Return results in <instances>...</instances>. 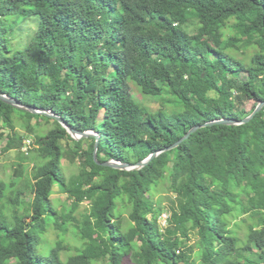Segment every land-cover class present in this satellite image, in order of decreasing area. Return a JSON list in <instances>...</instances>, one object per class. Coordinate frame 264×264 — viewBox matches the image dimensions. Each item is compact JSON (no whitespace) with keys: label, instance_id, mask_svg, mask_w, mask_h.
Listing matches in <instances>:
<instances>
[{"label":"trees","instance_id":"1","mask_svg":"<svg viewBox=\"0 0 264 264\" xmlns=\"http://www.w3.org/2000/svg\"><path fill=\"white\" fill-rule=\"evenodd\" d=\"M247 37L249 61L237 57ZM0 93L99 133L100 162L136 164L264 101V0H0ZM19 126L34 135L39 162L31 181L23 163L0 181V264H264V108L247 124L203 127L133 171L99 165L96 137L75 140L54 118L0 100L4 152L23 148ZM65 140L79 163L70 178ZM56 186L71 202L60 214ZM161 188L171 194L166 228ZM49 218L81 241L75 253L63 258L57 242L37 254Z\"/></svg>","mask_w":264,"mask_h":264},{"label":"rangeland","instance_id":"2","mask_svg":"<svg viewBox=\"0 0 264 264\" xmlns=\"http://www.w3.org/2000/svg\"><path fill=\"white\" fill-rule=\"evenodd\" d=\"M200 23L198 19H192L189 24L186 26L187 31L190 34L197 33L199 29ZM14 38V37H13ZM17 41L19 38H16ZM14 40V43L16 41ZM252 42L251 37H247L243 39L238 46H240L241 51L244 50L245 54L242 52H239L237 55L238 58H246L249 61V58L254 54V51L256 49L250 48V44ZM226 72L224 73L225 77H231L232 76V65L230 63H226ZM243 79L246 78V75L244 74ZM138 99H142L141 94H137L136 96ZM144 103L151 109V110H158L162 108V100H155V99H145ZM240 107H244L246 110H250L253 107V101H247L241 104ZM37 120H33L32 124H36ZM18 130L21 134L25 135L26 140L31 139L33 142L35 141V137L33 134H27L26 130H24L21 126L18 127ZM4 134H8L9 130L4 128L2 130ZM62 147L64 149V152L66 153L65 159L63 160V169L65 172V175L67 178H70L72 175H75L79 172V163L78 162H72L70 160V156L68 153V149H72L74 147V143L69 140L62 141ZM7 144V138H5L0 142V181L9 182L10 180H14L16 178L15 171L17 168H19L20 164L27 165L26 170V177H28L30 180L34 173V168L36 169L37 163L39 162V159L35 156L34 152V145L31 149H29L27 152H25L22 149L20 150H13L10 152H4V148ZM26 157V158H25ZM36 157L38 160H31L28 161V158ZM31 181V180H30ZM33 196L30 193H26L23 197L25 202H29L30 199ZM171 194L168 193V191L165 188H161L158 193L155 195V200L162 202V207L164 208L163 214L159 218V224L163 228H166L168 225L167 220L169 218V209L171 206L170 202ZM52 202L55 207V209L60 213L63 211H67L71 207V202L68 200V197L66 194L62 193L58 186L55 188V194L52 196ZM89 200H86L85 203L80 207V209L74 213V216L79 218L81 214L85 213L89 208ZM61 221V220H60ZM127 216L125 217V223L127 224ZM65 227L67 224L64 225ZM69 226V225H68ZM41 244L37 247V254L39 256L45 255L46 251L53 247L57 242H61L64 244V246L68 249L66 251L62 252L63 258H66V256L75 253L76 248H80L82 246L81 241L73 236L71 228L68 229V232L64 234L61 229L55 224V219L49 218L48 221V230L45 235L41 238ZM192 246H195V250H200L199 248V240L196 236H193L191 243ZM103 257L107 258L106 250L102 251ZM108 260L105 259V261H99L96 264H108Z\"/></svg>","mask_w":264,"mask_h":264},{"label":"water","instance_id":"3","mask_svg":"<svg viewBox=\"0 0 264 264\" xmlns=\"http://www.w3.org/2000/svg\"><path fill=\"white\" fill-rule=\"evenodd\" d=\"M0 100L3 101L6 104H9L11 106L17 107V108H21L24 110H28L30 112H33L35 114H42L51 118H54L55 120H57L59 123H61L69 132V134L72 136L73 139L75 140H81L83 138H89V137H96L97 138V142L95 145V150H94V159L95 161L99 164V165H103L105 167H111L114 169H118V170H126V171H133V170H140L142 168H144L145 166L148 165V163L155 157H157L158 155H160L161 153H164L166 151H170L173 150L177 147H179L184 141L188 140L192 134L196 133L197 131H199L200 129H202L203 127H207V126H213V125H243V124H247L249 122H251V120L254 119V117L256 116V114H258L259 112H261L264 108V101L261 102L257 108L255 109V111L247 118L243 119V120H238L235 118H226V119H220V120H214L212 122L206 123L204 125H198L196 127H194L193 129H191L180 141H178L177 143L173 144L172 146L165 148L159 152H156L152 155H150L149 157H147L145 160L138 162L136 164H132L129 162H122V161H118V160H114V159H110L107 160L105 162H100L98 159V150H99V145H100V139L101 136L99 133L95 132V131H86V132H81L75 128H73L72 126H70L64 118H62L60 115L55 114L52 111L49 110H42V109H36L34 107L31 106H26L23 105L20 101H18L17 99L7 95V94H2L0 93Z\"/></svg>","mask_w":264,"mask_h":264},{"label":"built area","instance_id":"4","mask_svg":"<svg viewBox=\"0 0 264 264\" xmlns=\"http://www.w3.org/2000/svg\"><path fill=\"white\" fill-rule=\"evenodd\" d=\"M34 145V142L31 139H25L24 140V145H23V150L27 152L29 149H31Z\"/></svg>","mask_w":264,"mask_h":264}]
</instances>
